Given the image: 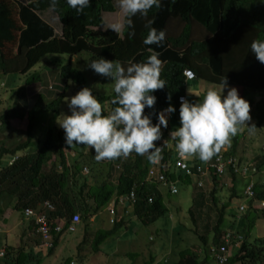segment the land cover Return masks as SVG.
Returning <instances> with one entry per match:
<instances>
[{"label": "trees", "instance_id": "1", "mask_svg": "<svg viewBox=\"0 0 264 264\" xmlns=\"http://www.w3.org/2000/svg\"><path fill=\"white\" fill-rule=\"evenodd\" d=\"M114 1L90 0V5L77 13L66 0H56L55 8L49 6L50 0H0V78L27 76L42 61L44 69L32 74L26 81L27 85L39 83L42 87L48 86L44 74L55 69L63 86L71 81L79 89L90 87L87 80H93L96 74L89 67L93 59L104 57L126 68L130 63L142 62L151 55L149 51H154V44L145 45L143 40L148 33L145 25L149 20L153 21L150 27L165 32V39L159 47H155L162 61L160 78L165 81V87L154 90L152 94L156 96V102L152 108H145L144 113L156 123L157 112L169 104L176 109L168 115L167 127L161 128V138L154 143L161 147L160 163L165 165L167 181L175 183L176 187L181 184L192 186L190 174L196 175L198 167L213 162L223 147L208 161L200 160L198 155H185V169L175 167L176 141L169 133L180 126L178 99L185 96L193 103L202 101L207 87L218 89L225 77L228 85L235 87L239 96L249 102L250 115L251 112L256 113L251 115L250 122H254L252 119H256L257 115L258 120L264 122V100L261 99L257 105L245 98L248 91H264V64L250 50L254 39L264 40V3L261 0H161L160 7L153 6L146 17L139 13L132 16V28L127 26L124 14L122 28L117 32L106 27L103 17V14L113 13ZM102 28L104 30L100 31ZM132 31L135 34L129 35ZM12 48L16 51L13 57L9 54ZM49 54L67 56L69 63L66 61L67 64L56 68ZM14 60L16 69L11 66ZM183 69H191L195 74L194 80L186 81ZM110 83L114 85V82ZM2 84L5 87L6 83ZM101 85H104L102 81ZM101 85L93 94L102 93L96 98L108 112L115 106L112 104L114 87L109 96H105ZM63 92L48 99V102H41V94H35L38 98L33 99L35 103L30 106L25 90L19 91L6 115H0L1 135H5L13 121L25 120L24 127L7 133V136L15 134V142L0 143V214L11 208L19 215L26 208L38 211L44 203L50 205L53 211L43 213L47 215L52 247L43 251L44 257H49L65 240L72 216L78 215L80 222L76 230L79 227L82 237L76 246L74 262L90 264V260L99 261L96 260L97 252L107 238L129 229L126 217L115 220L108 229L93 230L91 227L90 219L99 215L112 200L117 202L119 197L134 191V202L124 210L130 209V215L141 227L156 223L169 212V208L163 204V192L159 190V185L146 181L147 171L153 166L146 155L130 152L123 160L97 161L94 151L88 146H68L63 129L54 127L46 130L42 140L43 134H35V127L39 128L41 123V114L59 115ZM103 104H108V108ZM244 137L241 132L232 137L230 150L222 153L223 159L237 156L236 147L242 144L240 140ZM243 143L246 144L245 141ZM242 159L240 157L239 161ZM98 165L103 166L102 173L84 176V166L93 172ZM117 165L120 171L113 182V171ZM256 166L261 171L264 160ZM229 176L225 182L224 177H218L211 170V187L207 192L192 186L193 191H198L192 197L194 210L190 208L188 214L194 226L198 219L204 221L203 233L197 229L194 232L201 242L202 252L183 249L178 253L179 259L171 264H212L210 245H222V236L227 233L233 236L234 245L239 243L236 252L230 253L227 264H264V231L261 237L254 235L258 215L264 214V210L252 207L249 202L242 212V215L246 212L245 215L241 220L237 218L235 213L241 198V181L231 171ZM227 182L228 185L225 184ZM254 193L255 200H264V185L255 184ZM207 197L210 199L208 206L205 205ZM234 204V215L228 217L226 211ZM211 212L215 219L209 229ZM21 217L28 239L16 251L6 248L0 264H41L43 256L25 253L31 245L37 247L41 241L40 234L36 232L33 220H25L22 214ZM59 221H64V225L62 232L57 234L54 227ZM95 221L98 223V216ZM160 247L163 251L166 248L163 244ZM71 261L64 259L60 264ZM156 261L157 256L150 253L145 264H165Z\"/></svg>", "mask_w": 264, "mask_h": 264}, {"label": "clouds", "instance_id": "2", "mask_svg": "<svg viewBox=\"0 0 264 264\" xmlns=\"http://www.w3.org/2000/svg\"><path fill=\"white\" fill-rule=\"evenodd\" d=\"M66 2L77 13H81L90 5V0H66ZM261 2L264 3V0H261ZM160 4L161 0H119V7L127 17L126 23L129 28L133 26L132 16L139 13L141 16L146 17L149 9L153 8V6L159 8ZM49 6L55 8L56 0H50ZM152 23L153 21L149 20L145 25L148 28V33L143 43L145 45L154 44V51H149L151 55L146 60L139 63H130L126 68L121 66L119 62L107 60L104 57L93 59L90 62L89 67L96 74L114 81L113 91L115 97L112 100V104L115 106L111 111L105 112L102 104L96 98V95L98 96L102 93L93 94V89L87 86L82 87L75 95L68 98L67 107L70 114H63L62 119L57 122L64 131L65 143L68 146L73 144L88 146L94 151L97 161L126 158L130 152H135L141 156L146 155L148 161L152 164L160 160L161 147L154 142L160 140L162 135L161 128L167 127L168 115L175 112L176 109L169 104L167 108L157 112L156 123L152 122L150 115L144 113L145 108H152L156 102V96L152 94L154 90L165 87V81L160 78L162 61L159 59V53H156L157 50H155V47H159V44L165 39V32L150 27ZM110 29L118 32L121 29V25L113 23L110 25ZM134 34V31L129 33V35ZM250 50L255 55V58L261 64H264V40L254 39ZM186 71H191L194 74L191 69H183L182 75L184 79L186 81L194 80L195 74L191 79H187L184 74ZM68 82H65L64 86L49 82L46 87H42L39 83H32L27 85L25 92L28 95L27 89L30 88L32 90V92L30 91L31 95H28L30 98L36 97L35 94H40L39 92H44V90L46 93H53L55 96L63 91L65 93ZM225 89H227L226 94ZM105 96L109 95L105 93ZM168 99L170 100L171 97L169 96ZM179 99L180 126L172 130L169 135L176 141L175 148L181 156L198 155L200 160L208 161L215 153L220 151L223 145L230 141L231 137L238 133L242 125L251 121L249 102L239 96L235 87L228 85L225 77L221 80L218 89L209 88L206 90L202 101L198 100L193 103L187 100L185 96ZM249 100L255 103L253 99ZM59 116L60 113L57 118ZM254 127L255 125L249 126L250 130ZM223 149L218 156L222 157V153L226 152ZM263 152L264 146L259 147V156L255 154L248 161L242 159L240 162L237 156L227 158L232 159L237 167L234 168L230 165L225 167L221 175L215 173L218 177L228 179L231 171L236 178H241L239 180L243 183L244 188L242 189L243 201L246 204L238 203V212L240 205L245 207L249 202L252 203V207L264 210V208L260 207V203L264 200H255L254 193L255 184L264 185V171L263 173L258 171L256 166L259 161L264 160ZM13 160H16V158H13ZM214 161L209 163H214ZM83 169L84 176L89 175L91 169L88 166H84ZM119 171H116L114 167L113 182L118 178ZM248 175H251L249 179H247ZM256 175L262 179L261 182H255ZM207 184H211L209 179ZM193 185L198 190L200 189L192 180ZM247 188H250L253 192V197L250 199L245 194ZM161 189L164 188L159 190ZM202 189L205 188L203 187ZM166 193L168 192L166 191ZM115 202L116 199L112 200L104 209L108 213L111 224L119 219V217L115 218V216L120 206L116 202L114 208ZM110 205L114 209L113 215L108 211L111 207ZM242 212L239 213L242 214ZM21 214H19L20 217ZM61 232L62 230L55 233L59 234ZM39 244L40 242L36 247L39 249L38 252L46 250L40 249L38 247ZM212 247L210 245V249ZM3 257L4 252L0 258ZM71 262L76 264L73 260Z\"/></svg>", "mask_w": 264, "mask_h": 264}, {"label": "rangeland", "instance_id": "3", "mask_svg": "<svg viewBox=\"0 0 264 264\" xmlns=\"http://www.w3.org/2000/svg\"><path fill=\"white\" fill-rule=\"evenodd\" d=\"M114 11L113 13L103 14L105 25L107 28L110 27L113 23H118L121 25L122 28V18L124 16V12L119 7V0H115L113 3ZM104 27V28H106ZM104 28L100 29V31H103ZM121 30V29H120ZM9 54L11 57H13L16 54V51L14 48L9 49ZM51 55V54H49ZM85 56V55H84ZM23 57V56H22ZM50 60L54 64L56 68H59L60 66H63L64 64H67L70 59L67 56H62L60 54H55L49 56ZM82 59H86L85 57H78ZM75 61V59H74ZM69 63V62H68ZM16 61L14 60L12 63V67L16 69ZM73 67L76 66L73 63ZM22 68V67H21ZM40 69H44L43 62H39L37 65H35L28 73L27 76L22 75H8L0 78V115L4 116L6 115L7 111L11 108V106L14 103L15 97L19 91H24L27 87L26 81L29 79V77L32 76L34 73H40ZM93 80H87L88 85L95 91L99 88L101 85V81L104 83V85H101L104 88V91L106 94H110L112 92V88L114 85L110 82H114L113 80L106 79L103 76L99 74H95L92 78ZM4 81V82H3ZM93 81V82H92ZM6 83L5 87H2V83ZM111 86V87H110ZM209 89V86L207 87ZM80 89L73 84L71 81L68 82V86L65 89V93L62 99V102L60 104V116L57 118V116H54L52 114H41L39 118H41V123H39V128L35 127V134L38 133L40 135L43 134L41 140L44 137V133L46 130L50 128H59L58 121L62 119L63 114H70L69 109L67 107V99L71 96L75 95ZM200 90V89H199ZM27 92L30 94V88L27 89ZM41 97V102H48V99H46L43 95ZM245 98L247 99H253L254 102L258 104L259 101L264 100V91L259 92H252L248 91L247 94H245ZM106 108H108V104H103ZM104 108V107H102ZM256 114L251 112V115ZM250 115V116H251ZM259 115L256 116V119L254 122H246V124L242 125L240 127V130L238 131V134L244 133L245 137L240 140L242 144H238L236 147L237 157L243 158V160L248 161L249 159L253 158L255 154L258 155V148L261 146H264V122H260L258 120ZM25 120L23 121H13L11 125L9 126V129L6 130L4 133L5 135L0 134V143L3 142H15L16 136L15 134H10L7 136V133L10 130H19L21 127L25 126ZM53 122V125L51 124ZM260 122V123H259ZM259 123V124H258ZM255 125L254 128L250 130L249 126ZM20 126V127H19ZM5 136L8 138L5 139ZM232 137L230 138V141L223 145L224 148L223 151L228 152L230 150V147L232 145L231 142ZM36 140V139H35ZM35 148H32L34 150ZM94 153V152H93ZM264 153V152H263ZM257 164V163H256ZM103 166L98 165L95 167L94 173L98 174L99 172H103ZM262 173L264 171V168L261 169ZM91 171H89V174ZM251 175L247 176V179H249ZM257 178H255V182H261L262 179L258 175H256ZM241 180V178H238ZM226 182L227 179H224ZM90 182V181H89ZM228 185V182L225 183ZM211 187V184L205 185V191L208 190ZM178 193L176 195H166V190L161 189L163 192V200L164 205L169 208V212L166 213L163 217H160L159 220L147 227H141V225L135 220V218L130 215L131 210L123 208L126 207V204L123 206H120L119 209L116 211V216L121 217L123 214V217H126V221L129 222L127 225L129 226V229H126L127 231H122V233L125 232L126 235H122V233H119L118 236L115 235L113 237H109L106 239V241L102 244V246L99 247V251L97 252V259L99 260L97 262H94L93 260H90V264H137V260L141 264H145L147 262V255L152 253L153 255L157 256V261L159 263H165L171 264L174 261L176 262L179 259L178 253L187 248H191L193 250H198V252H202L201 248V242L198 240V237L194 235V232L200 231L203 233L204 221L197 220L196 226H194L190 215L188 214V210L191 208L194 210L192 206V197H194L196 194V191H193L192 186H185V185H179L177 186ZM241 189L243 188V183H241ZM240 200L237 202L239 204H246L243 201V194L242 190L239 191ZM206 206L209 205V198L207 197ZM236 203V204H237ZM236 204L233 205V207L230 210L226 211V215L228 217L231 216V214L234 215V210L236 207ZM11 212V211H10ZM246 213V212H245ZM245 213L242 215L238 211L235 213V216L241 220L242 216L245 215ZM13 215L17 217L18 221L20 220V217L16 212L13 211ZM108 216L107 213H102L99 215L100 218L106 219ZM115 216V218H116ZM210 219H209V229H211L212 222L214 221V213H209ZM109 218V216H108ZM114 218V220H115ZM259 220L256 222V231L254 233L255 236L261 237L263 236L264 231V214L258 215ZM101 224V223H99ZM111 225V223L109 222ZM108 225V227L110 226ZM173 227H172V226ZM7 227H5L4 230H6ZM165 230V231H164ZM164 231V232H161ZM13 233V232H12ZM78 233V234H77ZM20 232L16 231L14 233L15 238H19ZM81 235V231L76 230L75 232L71 233L68 232V234L65 237L64 241H61L58 247L54 250L52 254L49 255V257L46 256V258H43L41 261V264H59V262L62 259H70L75 261L76 258V246L81 240V237L77 240V236ZM212 234L210 233V236ZM27 238L23 239V242L26 241ZM19 243V242H18ZM160 244H163L166 246V248L161 249L159 248ZM159 248V249H158ZM190 250V249H189ZM166 255H164V252H168ZM166 258L165 262L164 259ZM1 260L0 262H2ZM28 264H34V263H28ZM76 264H86L85 262H78ZM203 264V263H202Z\"/></svg>", "mask_w": 264, "mask_h": 264}, {"label": "built area", "instance_id": "4", "mask_svg": "<svg viewBox=\"0 0 264 264\" xmlns=\"http://www.w3.org/2000/svg\"><path fill=\"white\" fill-rule=\"evenodd\" d=\"M185 77L187 79H191L194 77V74L191 71H186L184 72ZM180 102V99H179ZM177 152V151H176ZM176 161H175V167L180 168V169H185V164L183 163L184 156H181L178 152L176 153ZM123 160L124 158L121 157ZM232 165L234 168L237 167L236 164H234L232 159H227L226 161L221 157L218 156L214 163H208L206 166L198 167L197 168V174L193 175L190 174L192 180L194 183H196L198 188H203L205 187V184L208 183V176H210V170L213 169L215 170V173L218 175H221L225 169V167H228ZM119 165L115 167V170H120ZM189 174V172H187ZM166 170H165V165L160 163V160L153 164L152 167H150L147 171L146 175V181L148 183H155L159 185V188H164L168 193L171 195H176L177 194V187L175 186V183L168 182L166 179ZM246 196L250 199L253 197V192L250 190V188H247L245 192ZM135 200V195L134 191H131L128 196L120 197L117 199V204L119 206H123L124 204L129 205L130 203H133ZM149 202H151V199H149ZM111 207L108 209L109 213L111 215L114 214V209L113 206L110 205ZM260 207L264 208V201L260 203ZM244 210V206L240 205L239 206V212H242ZM53 211V208L48 205L47 203H44L40 210L34 211L31 208H26L23 210L22 215L25 220H33L34 225L36 227V232L40 234V244L39 248L40 249H49L51 247V238H50V233H49V225H48V220H47V212ZM45 214H44V213ZM80 218L78 215L72 216L70 225L68 227V232H75L76 227L79 225ZM64 221H59L57 225L54 227L55 232H60L63 228ZM233 236L230 233L224 234L222 236V245L212 247L210 249V256L212 259V264H227L229 255L231 252L235 251L236 248L239 247L234 245L233 242ZM3 255V252H0V256ZM70 264H74L71 262Z\"/></svg>", "mask_w": 264, "mask_h": 264}, {"label": "crops", "instance_id": "5", "mask_svg": "<svg viewBox=\"0 0 264 264\" xmlns=\"http://www.w3.org/2000/svg\"><path fill=\"white\" fill-rule=\"evenodd\" d=\"M44 79H46L47 82H54V84L62 85L60 79L58 78V72L55 71V69H52L49 72H45ZM35 91H37V90H35ZM39 93L41 95H43L44 92L41 91ZM46 94L47 95L44 96L46 99H51L54 96L53 93H46ZM25 96H26V99H28V102L30 103V106H32L31 104L35 103L34 102L35 98H38V97L30 98L26 94V92H25ZM97 183L99 184V182H97ZM103 212L104 213H107L105 210H103L102 212L99 213V215H101ZM99 215H97V216L99 217ZM123 216H124V214L121 217H123ZM96 217H92L90 219L91 227L93 228V230L108 229V228H110V226L108 227V225H110L109 224V220L110 219L108 218V216H107L106 219H102V218L99 217L98 223H96V221H95ZM116 218H118V216H116ZM99 223H101V224H99ZM5 227H7L6 230H4ZM25 227H26V225L23 224L22 217H20V220L18 221L17 217L13 215V211L11 210V208L10 209H5L4 212L0 214V251H3L4 252V250L6 248H12L13 251H16L18 249V247H21V246L25 245V243L27 241L26 240V241L23 242V239L26 238V235L24 234ZM16 231H19L20 232L19 238L18 237L15 238V236H14V233ZM122 235H126L125 232L122 233ZM79 238H80V235L77 236V240ZM38 250L39 249L36 248L34 245H31L29 247V249L26 250L25 253H29V252L30 253H36V255H38L39 257L43 256L42 259L43 258H46V257H44V252H38ZM167 253H169V251L168 252H165L164 255H166ZM63 260L64 259H62L59 262V264L62 263ZM165 260H166V258L164 259V262H165ZM136 262H137V264H141L138 260ZM165 264H166V262H165Z\"/></svg>", "mask_w": 264, "mask_h": 264}]
</instances>
